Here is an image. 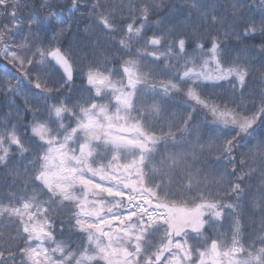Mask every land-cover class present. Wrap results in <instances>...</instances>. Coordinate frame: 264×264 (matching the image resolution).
I'll return each mask as SVG.
<instances>
[{
    "label": "snow or ice",
    "instance_id": "6c2138e0",
    "mask_svg": "<svg viewBox=\"0 0 264 264\" xmlns=\"http://www.w3.org/2000/svg\"><path fill=\"white\" fill-rule=\"evenodd\" d=\"M165 7L71 0L100 31L81 52L62 0H0V94L23 98L0 119V264H264V0Z\"/></svg>",
    "mask_w": 264,
    "mask_h": 264
},
{
    "label": "trees",
    "instance_id": "16d2710c",
    "mask_svg": "<svg viewBox=\"0 0 264 264\" xmlns=\"http://www.w3.org/2000/svg\"><path fill=\"white\" fill-rule=\"evenodd\" d=\"M70 2L71 0H62L63 5L65 6L64 11L62 12V16L67 23L69 21V18H71L72 21V27L71 31L67 32L65 34L63 44L62 46L67 48L69 45L73 47L74 50L77 51H91V44L95 41L96 36L100 35V31L98 28L93 29L91 27V21L82 19L81 13H73V11L70 9ZM192 2V0H164V3L166 7L161 11L160 16L163 17L166 21L170 22V24H176V23H187L189 20V14L190 12L194 16L195 13L189 8V4ZM232 0H207V3L210 7H214L217 12L227 15V13L230 11V4ZM249 3L252 2V0H248ZM258 3V0H256ZM28 3L32 5L33 9H38V5L41 3V0H28ZM59 11V9H58ZM43 15V13H41ZM19 15V14H18ZM252 15H254L255 19L259 20L260 15L258 9H256ZM154 20L156 18H153ZM86 26H89V30L85 31ZM151 34V33H149ZM260 39L259 37L256 40H247L243 42H239V44L233 40L229 43V47L231 48H243L245 45H259ZM237 53L234 51L233 55H236ZM119 56V54H116ZM254 58L256 60L257 66H259V53L254 54ZM7 65V61L4 60L3 57H0V70H3L5 66ZM8 69L10 71H15L14 68H12L11 65H7ZM4 72L0 71V76H3ZM15 83V81H13ZM83 81L82 79L77 76V78L74 81V85L76 89H79L82 85ZM223 83V87H210L209 91L213 93V98L217 100L218 103H223L224 101H230L234 99L232 92L227 85V83ZM257 80H251L249 83V90H251L253 87L258 86ZM22 87L26 86L22 85ZM14 102V107L12 106ZM23 105V98L21 96L17 97H6L3 94H0V119H3L4 116H6L9 112H12L13 114L16 111L17 107L22 108ZM251 105H249L250 107ZM203 119V117H198L196 121V125L198 127H202L200 125V120ZM211 117H209V120ZM207 139V137H205ZM246 150V149H245ZM13 183V176L9 175L7 170H5L3 167H0V188L6 189L8 186L12 185ZM18 187V185H16ZM64 223L61 225V220L57 219L56 221V228H57V238H63V239H69L71 240V243L73 246H79V244L84 240L83 234L77 233L74 230L69 231L71 229V224L68 223V217L65 215L62 217ZM246 219H250V214ZM257 224L256 226H259V216L255 217ZM64 228L63 236L60 235V228ZM219 230L221 232H227L228 231V224L225 223L223 227H219ZM251 227L247 231L251 232Z\"/></svg>",
    "mask_w": 264,
    "mask_h": 264
}]
</instances>
